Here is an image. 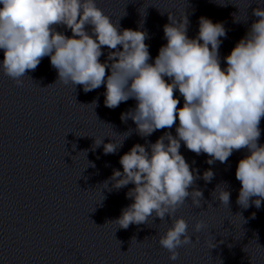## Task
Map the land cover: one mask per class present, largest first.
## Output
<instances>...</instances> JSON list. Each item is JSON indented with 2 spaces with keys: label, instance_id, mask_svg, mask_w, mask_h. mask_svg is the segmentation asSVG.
I'll use <instances>...</instances> for the list:
<instances>
[{
  "label": "clouds",
  "instance_id": "9594fccd",
  "mask_svg": "<svg viewBox=\"0 0 264 264\" xmlns=\"http://www.w3.org/2000/svg\"><path fill=\"white\" fill-rule=\"evenodd\" d=\"M252 14L258 19L223 58L222 67L219 49L226 30L206 17H200L196 37L189 38L187 15H169L163 26L167 43L150 63L147 32L121 30L96 0H0V70L18 86L50 57L58 73L56 83L82 86L85 93L103 85L109 109L135 100L121 120L131 119L142 138L175 126V136L165 131L155 143L135 144L120 157L123 171L114 169L103 185L111 183L117 190L134 185L126 193L133 202L113 222L120 228L147 224L149 218L171 220L158 238L171 261L179 258L178 249L193 244L188 222L175 213L189 197L196 207L203 200V192L193 188L200 177L180 153L181 142L196 155L206 154L209 165L226 163L235 151L246 149L248 155L239 160L235 172L241 184L237 204L259 209L264 202V144L259 143L264 118V6ZM60 25L72 35L57 31ZM105 47L107 59L101 62ZM130 134L124 133V139ZM124 139L103 143L96 138L94 147L103 144L105 155L115 154ZM202 178L211 182L213 171L206 170ZM212 195L229 205L231 193L220 185ZM204 227V221H197L194 231Z\"/></svg>",
  "mask_w": 264,
  "mask_h": 264
}]
</instances>
